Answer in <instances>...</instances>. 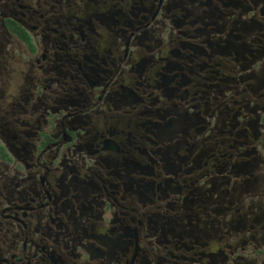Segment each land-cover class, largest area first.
<instances>
[{"label": "flooded vegetation", "instance_id": "1", "mask_svg": "<svg viewBox=\"0 0 264 264\" xmlns=\"http://www.w3.org/2000/svg\"><path fill=\"white\" fill-rule=\"evenodd\" d=\"M0 264H264V0H0Z\"/></svg>", "mask_w": 264, "mask_h": 264}]
</instances>
